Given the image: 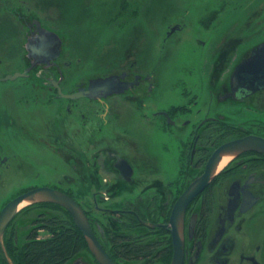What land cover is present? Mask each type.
<instances>
[{"label":"flooded vegetation","instance_id":"1","mask_svg":"<svg viewBox=\"0 0 264 264\" xmlns=\"http://www.w3.org/2000/svg\"><path fill=\"white\" fill-rule=\"evenodd\" d=\"M8 3L9 0H0V79L25 73L18 79L31 93L17 96L19 87L13 93L15 97L3 100L0 96V179L22 177L26 158L22 145L49 152L63 165L68 162L69 173L63 172L56 182L24 187L13 198L38 187L60 190L80 204L98 241L116 264H171L174 236L170 218L180 196L204 174L220 146L247 137L264 139V120L255 117L264 115V54L259 65L233 76L239 64L264 43V0L205 2L209 7L199 13L196 25L206 33V39L196 37L200 49L195 52L199 57L196 65L208 68L204 77L211 93L206 97L191 94L183 98V103L167 107L151 106L158 94L159 75L151 68L146 42L121 55L116 47L110 64L95 60L97 70L85 73L83 68L80 79L72 82V69L87 62L70 59L66 34L61 36L49 18H29L16 7H8ZM117 3L119 10L111 23L136 29L140 13H135L134 7L142 5L141 0ZM232 3L245 15L236 17L224 12ZM7 12L11 14L10 28L4 27ZM188 26L181 19L169 23L162 38L163 49ZM2 64L6 73L1 71ZM110 77L112 86L92 85L96 79ZM3 82L6 81L0 84ZM89 89L91 98L67 97ZM225 106L238 111L244 108L247 116L235 123L224 115ZM127 110L137 111L147 125L157 122L163 134L179 140V172L175 178L159 177L163 174L161 158L129 133ZM66 148L73 153L66 156ZM86 149H92L89 158L84 154ZM45 164L48 166V162ZM31 174L41 175L35 169ZM50 212L45 210L40 217L41 213L31 210L28 214L32 215L26 218L29 221L38 215L40 224L46 225ZM258 219L259 224L254 225ZM261 224L264 153L247 150L231 157L188 204L184 264H264ZM14 240L19 245L20 239ZM87 247L65 264H100L88 244Z\"/></svg>","mask_w":264,"mask_h":264},{"label":"rangeland","instance_id":"2","mask_svg":"<svg viewBox=\"0 0 264 264\" xmlns=\"http://www.w3.org/2000/svg\"><path fill=\"white\" fill-rule=\"evenodd\" d=\"M206 1L141 0L142 5L139 3L137 6L140 9L134 7L135 13H140L136 16L135 22L138 24L136 29L127 26H116L111 23L119 10L117 0H9L8 7H16L24 16L27 15L29 18L37 17L41 20L47 17L61 36L66 34L70 45V59L87 62L77 70L72 69L69 78L72 82L80 79L83 68H85V73L92 69L97 70L95 69V60H104L98 62L104 63L107 61L105 64H110L114 59L113 53L116 47H118V52L121 55L126 49L134 48V46L139 45L138 43L143 44L146 42L150 50L151 68L157 71V77L159 75V84L156 90L158 94L155 101H151V106L167 107L169 104L183 103V98L191 96V94H202L206 97L211 93L207 79L204 77V73L208 71V68L196 65L197 58H199L197 52L200 49V43L195 39L197 36L206 39V33L196 24L198 23L199 13L206 11L209 7L208 4H205ZM234 7L235 4L232 3L224 12L233 13L237 15L236 17L245 15L244 10ZM9 17H11V14L7 12L3 17L4 27H12L10 20H8ZM180 19L189 25L188 28L179 32L169 41L166 50L163 49L162 38L165 35L167 25ZM22 39L24 44L22 54L25 55V38ZM195 49L197 52H195ZM100 53L105 55L100 56ZM0 57L2 56L0 55ZM12 67H15V64ZM1 71L2 73L7 72L3 64ZM19 87L20 90L15 93ZM13 93L18 94L17 96H25V94L31 93V89L23 84L22 79L0 84V96L3 100L4 98L6 100L7 97L9 99L13 97ZM202 105L203 101L200 100L198 106L201 107ZM227 106L224 107L226 109L224 115L231 121L241 123V118L244 119V116H247L244 108L242 111H238L229 109ZM255 117L264 120V115ZM125 119H128L129 133L133 135V138L141 146L146 147L151 154L160 156V167L163 174L159 177L164 180L175 178L179 172L177 161L179 140L176 137L163 134L159 130L157 122L151 123V125L143 123L142 116L135 110L131 113L130 110H127ZM37 126L39 127L38 122ZM186 134L182 136L185 137ZM77 150L83 151L84 149L77 148ZM86 150L84 154L89 158L92 149ZM22 152L26 157L21 168L20 176L22 177L11 178L8 176L0 179V211L4 204L22 188L34 184L56 182L63 172L69 173L68 162L66 161V166L63 165L60 159L51 156L49 152L32 149L30 145H22ZM70 153H73L72 149L66 148V156ZM45 162H48V166ZM34 169L41 173L39 177H34L31 174ZM52 169H54V172H52ZM55 214L58 213L50 212L49 215ZM27 215L21 214L18 222L23 224L24 221H27ZM259 222L260 219L254 220L253 224L257 225ZM261 225L264 228V224ZM48 236L47 231L40 232V238H47ZM19 241V245H23L26 242V237Z\"/></svg>","mask_w":264,"mask_h":264},{"label":"water","instance_id":"3","mask_svg":"<svg viewBox=\"0 0 264 264\" xmlns=\"http://www.w3.org/2000/svg\"><path fill=\"white\" fill-rule=\"evenodd\" d=\"M53 35L55 37H58L55 33H53ZM263 54L264 43L259 45L257 49L252 52L251 56L247 60L239 64L233 76L236 73L242 72L246 68H252L256 65H259L261 56ZM20 76H25V73L9 75L4 79H0V81H13ZM92 82V85H96L99 83L103 84V86L109 87L112 86L113 79L112 77H110L107 79H96ZM91 91V89H89V91L87 92H85L84 90H80L76 94L67 95V97L72 99H78L81 97L91 98ZM247 150L264 153V139L257 137H247L244 139L231 141L220 146L211 157L204 174L196 178V180L180 196L172 211L170 218L171 231L174 236V256L171 264H184L185 261V239H183V235L186 208L188 204L198 194H200L204 190V188L208 186L211 181L216 177L219 172L220 165L225 157L236 156ZM24 202H29L27 205L36 203H54L68 210L72 215L75 224L81 229L82 233L84 234L89 249L96 256L100 264H116L106 253V251L98 241V238L96 237L92 229L90 218L86 215L85 211L80 206V204L66 193L51 187H38L28 192H25L11 200L8 204H6L0 212V242L2 244L6 257L9 259L10 263H12V261L10 260V257L8 256L7 251L4 247L3 238L7 228L16 217L17 213L20 210V206Z\"/></svg>","mask_w":264,"mask_h":264},{"label":"trees","instance_id":"4","mask_svg":"<svg viewBox=\"0 0 264 264\" xmlns=\"http://www.w3.org/2000/svg\"><path fill=\"white\" fill-rule=\"evenodd\" d=\"M31 210H36L37 214L41 213L40 217L44 216L45 210L58 211L61 214L46 217V225L40 224L41 219L38 215L27 222L24 221L23 224L17 222L19 223L18 230L16 229L17 223L14 226L16 220L10 225L4 236V242L14 264H65L77 253L88 248L82 231L75 224L71 214L63 207L52 203L34 204L24 208L17 218L21 214L27 215ZM43 228L50 234L47 238H40V231ZM108 232H110L109 229ZM16 236L19 239L26 237V242L23 245H16L14 240ZM0 264H9L1 244Z\"/></svg>","mask_w":264,"mask_h":264},{"label":"bare ground","instance_id":"5","mask_svg":"<svg viewBox=\"0 0 264 264\" xmlns=\"http://www.w3.org/2000/svg\"><path fill=\"white\" fill-rule=\"evenodd\" d=\"M231 159V156H227L223 159L221 165H220V169H222L226 164L227 162ZM29 202H24L21 206H20V209H22L23 207H26V205L28 204ZM29 206V205H27Z\"/></svg>","mask_w":264,"mask_h":264}]
</instances>
